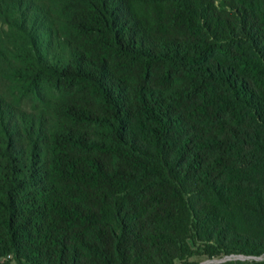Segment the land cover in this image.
Segmentation results:
<instances>
[{"label": "trees", "instance_id": "obj_1", "mask_svg": "<svg viewBox=\"0 0 264 264\" xmlns=\"http://www.w3.org/2000/svg\"><path fill=\"white\" fill-rule=\"evenodd\" d=\"M218 260L264 264V0H0V264Z\"/></svg>", "mask_w": 264, "mask_h": 264}, {"label": "rangeland", "instance_id": "obj_2", "mask_svg": "<svg viewBox=\"0 0 264 264\" xmlns=\"http://www.w3.org/2000/svg\"><path fill=\"white\" fill-rule=\"evenodd\" d=\"M194 261V259L193 258H189V259H187V261L185 262V263H191V262H193ZM219 262V260L217 261V262H215L214 264H216V263H218ZM220 262H222V261H220ZM208 263H210V262H208ZM206 261L205 262H202V263H200V264H208ZM175 264H178V263H175Z\"/></svg>", "mask_w": 264, "mask_h": 264}, {"label": "water", "instance_id": "obj_3", "mask_svg": "<svg viewBox=\"0 0 264 264\" xmlns=\"http://www.w3.org/2000/svg\"><path fill=\"white\" fill-rule=\"evenodd\" d=\"M208 263V262H207Z\"/></svg>", "mask_w": 264, "mask_h": 264}]
</instances>
